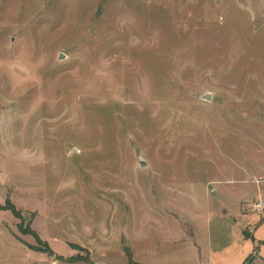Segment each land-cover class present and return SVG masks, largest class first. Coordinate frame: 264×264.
<instances>
[{"label": "rangeland", "instance_id": "rangeland-1", "mask_svg": "<svg viewBox=\"0 0 264 264\" xmlns=\"http://www.w3.org/2000/svg\"><path fill=\"white\" fill-rule=\"evenodd\" d=\"M263 218L264 0H0V264H264Z\"/></svg>", "mask_w": 264, "mask_h": 264}, {"label": "crops", "instance_id": "crops-1", "mask_svg": "<svg viewBox=\"0 0 264 264\" xmlns=\"http://www.w3.org/2000/svg\"><path fill=\"white\" fill-rule=\"evenodd\" d=\"M256 214H257V215H256ZM252 217H253V222H254V223H257V222L259 223V220H260L259 217H260V215H259L258 213L253 214ZM263 219H264V218H263ZM261 220H262V218H261ZM257 228H258V227H256V229H255V227H254L253 230L255 229V231H257V230H258ZM253 233H254V232H251V233H250L251 236H252V238H253ZM249 236H250V235H249ZM241 237H242V236H241ZM243 238H244V236H243ZM245 239H248V237H246ZM263 239H264V237L261 238V239H259V240H263ZM260 242H261V241H260ZM262 244H263V243H262ZM263 245H264V244H263ZM249 255H252V253L249 254ZM249 255H247V256H249ZM247 256H246V257H247ZM246 257H245V258H246ZM255 257H256V255H255ZM260 258L264 260V254H263L262 256H260ZM253 260H254V258L251 259V262H253ZM250 264H253V263H250Z\"/></svg>", "mask_w": 264, "mask_h": 264}, {"label": "trees", "instance_id": "trees-1", "mask_svg": "<svg viewBox=\"0 0 264 264\" xmlns=\"http://www.w3.org/2000/svg\"><path fill=\"white\" fill-rule=\"evenodd\" d=\"M12 212H13V214H16V211L14 210L13 207H12ZM251 259H252V257H251V255H249V256L245 259V260H246L245 264H250Z\"/></svg>", "mask_w": 264, "mask_h": 264}, {"label": "water", "instance_id": "water-1", "mask_svg": "<svg viewBox=\"0 0 264 264\" xmlns=\"http://www.w3.org/2000/svg\"><path fill=\"white\" fill-rule=\"evenodd\" d=\"M61 57V56H60ZM209 95L207 94V95H205L203 98H205V99H209Z\"/></svg>", "mask_w": 264, "mask_h": 264}]
</instances>
